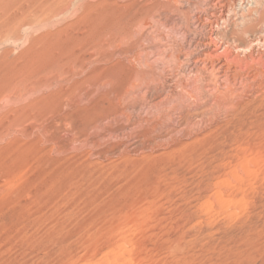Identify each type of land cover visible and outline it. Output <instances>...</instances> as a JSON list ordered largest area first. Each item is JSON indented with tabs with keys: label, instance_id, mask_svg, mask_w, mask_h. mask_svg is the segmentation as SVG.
Listing matches in <instances>:
<instances>
[{
	"label": "rangeland",
	"instance_id": "374dc122",
	"mask_svg": "<svg viewBox=\"0 0 264 264\" xmlns=\"http://www.w3.org/2000/svg\"><path fill=\"white\" fill-rule=\"evenodd\" d=\"M0 12V264H264V0Z\"/></svg>",
	"mask_w": 264,
	"mask_h": 264
},
{
	"label": "bare ground",
	"instance_id": "6f19581e",
	"mask_svg": "<svg viewBox=\"0 0 264 264\" xmlns=\"http://www.w3.org/2000/svg\"><path fill=\"white\" fill-rule=\"evenodd\" d=\"M212 1V0H211ZM172 2V1H171ZM170 2V3H171ZM152 3V2H151ZM209 3V2H208ZM14 4V3H13ZM179 4V3H178ZM181 8V7H180ZM185 8V7H184ZM212 8V11H214L215 10V6H213V7H211ZM10 9V8H9ZM1 13V12H0ZM197 13V12H196ZM23 14V13H22ZM153 14V13H152ZM183 15V14H182ZM168 17V16H167ZM166 21V20H165ZM179 21V20H178ZM175 22V21H174ZM186 22V21H185ZM202 26H204V25H202ZM168 28V27H167ZM169 29V28H168ZM147 30V29H146ZM124 34V33H123ZM112 35V34H111ZM139 35V34H138ZM135 36V35H134ZM137 36V35H136ZM161 37V36H160ZM215 37V36H214ZM196 38V37H195ZM258 40L257 41H253L252 43H254L252 46H250V47H248V54L250 55V56H257L259 59H261L262 58V56H264V55H262V54H264V53H262V54H260V52H258V51H260V50H257V49H255V48H259V47H257V46H261L262 44H260L261 43V41H260V39L258 38V37H256ZM124 39V38H123ZM200 40H198V41H196V43H195V47H194V49H195V54L196 53H198V57H196V58H198V60L196 59V60H193L191 63H190V65L188 66V67H193L195 70H197V73L199 74V75H201L202 74V72H200L199 70H202V69H199L198 68V66H199V64L200 63H203L204 64V66H205V69H203V71L205 70H208L207 72L209 73V71H210V75L213 77V79H214V82H212V83H210V85L208 84L206 87H205V89L208 91V92H213L214 91V88H215V90L216 89H219V88H221V87H223L224 85V83H226V84H228V85H230L229 83H228V81L230 80H228L227 78H228V69L227 70H224V69H226L224 66L226 65V61H228V58H229V53H228V51H224V55L222 54L221 55V53H219V51L221 50V48L216 44V38L214 39L213 38V35H209V37L207 36V37H201V38H199ZM162 41V40H161ZM195 42V41H194ZM263 42V41H262ZM256 43V44H255ZM260 44V45H259ZM242 45V44H241ZM240 45V46H241ZM233 47V46H232ZM228 50V49H227ZM257 50V51H256ZM167 52V51H166ZM149 54V53H148ZM147 54V55H148ZM154 56V55H153ZM226 58L227 60L225 61V62H223L222 63V58ZM264 58V57H263ZM251 59V58H250ZM245 60H246V58H245ZM255 60V59H254ZM163 61V60H162ZM190 61V60H189ZM239 61V60H238ZM247 61V60H246ZM260 61V60H259ZM167 62H169V61H167ZM242 62H244V60L242 61ZM262 62H264V61H262ZM261 61H260V63H262ZM225 63V64H224ZM248 63V62H247ZM160 64V63H159ZM202 64V65H203ZM240 64V63H239ZM243 64V63H242ZM244 64H245V62H244ZM253 64V63H252ZM255 64V63H254ZM257 64H258V62H257ZM256 64V65H257ZM208 65L210 66V67H208ZM247 65V64H246ZM159 66H161V65H159ZM241 66V65H240ZM257 66H259V65H257ZM261 67V66H260ZM263 67V66H262ZM171 69H173V68H171ZM240 69H242L241 67H240ZM263 69V68H262ZM170 70V69H169ZM237 70V69H236ZM254 70V69H253ZM245 71V70H244ZM154 73V72H153ZM247 73V72H246ZM172 74V73H171ZM249 74V73H248ZM247 76V75H246ZM138 77V76H137ZM250 77V76H249ZM167 78V77H166ZM239 78V77H238ZM152 79V82H153V77L151 78ZM194 80V79H193ZM226 80V81H225ZM140 81V80H139ZM155 81V80H154ZM178 80H176V82H177ZM137 82V81H136ZM164 82V81H163ZM194 83V82H193ZM206 84V83H205ZM190 85V84H189ZM192 85V84H191ZM171 86V85H170ZM226 86H224V91H225V88ZM244 87V86H243ZM164 88V87H163ZM228 88V87H227ZM190 88H188V90H189ZM196 89V88H195ZM204 89V88H203ZM230 89H232V88H229V89H227V90H230ZM141 90V89H140ZM225 91L224 93H227L228 91ZM182 91V90H181ZM185 91V90H184ZM183 91V92H184ZM219 91H221V89L219 90ZM146 92V91H145ZM218 92V91H217ZM220 93H222V95L224 94L222 91L220 92ZM230 93H232V92H229V94ZM206 94V93H205ZM182 95V94H181ZM219 95V94H218ZM227 95H228V93H227ZM231 95V94H230ZM249 96V95H248ZM190 97H192V96H190ZM217 97V96H216ZM224 97V96H223ZM218 99V98H217ZM164 100V99H163ZM166 101V100H165ZM195 101V100H194ZM163 102V101H162ZM169 102V101H168ZM219 104V103H218ZM160 105V104H159ZM212 105V104H211ZM175 106V105H174ZM149 110V109H148ZM150 111V110H149ZM153 112V111H152ZM140 115V114H139ZM199 115V114H198ZM137 116V115H136ZM144 116V115H143ZM202 118V117H201ZM129 119V118H128ZM174 119V118H173ZM139 120V119H138ZM161 131V130H160ZM108 255V254H107ZM111 257V256H110ZM112 262V261H111ZM115 263V262H114Z\"/></svg>",
	"mask_w": 264,
	"mask_h": 264
}]
</instances>
